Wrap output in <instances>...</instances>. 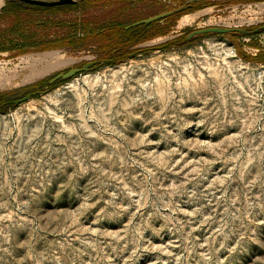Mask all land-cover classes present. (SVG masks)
Segmentation results:
<instances>
[{"label": "rangeland", "instance_id": "obj_1", "mask_svg": "<svg viewBox=\"0 0 264 264\" xmlns=\"http://www.w3.org/2000/svg\"><path fill=\"white\" fill-rule=\"evenodd\" d=\"M199 1L22 4L24 36L71 31L81 50L21 53V32L0 20V264H264V62L248 59L264 55V30L187 40L209 26H263L264 0H204L158 20L126 58L50 82L109 59L112 34L93 29ZM190 13L201 14L180 26ZM242 17L255 20L236 25ZM49 51L70 61L27 79Z\"/></svg>", "mask_w": 264, "mask_h": 264}, {"label": "trees", "instance_id": "obj_2", "mask_svg": "<svg viewBox=\"0 0 264 264\" xmlns=\"http://www.w3.org/2000/svg\"><path fill=\"white\" fill-rule=\"evenodd\" d=\"M21 1L18 0H9V2L6 4V6L3 7L4 15L0 16V20L7 19L8 21H11L14 25V28H12L11 33L19 34L21 32V24H27L29 20L26 18H23L24 11H28L27 9H24L22 4H26L28 6L32 4L28 3H21ZM129 0H82L81 7L85 10H92L95 7H105V6H111L116 8H126L128 5ZM209 3L207 1L201 0L197 3H194L190 7H193L194 9H202L206 6H208ZM43 9H49V10H56L58 7L56 6H40ZM30 12V11H29ZM118 12V9H113L108 13V16L115 17ZM115 19V18H114ZM141 19L134 20L139 21ZM116 21V22H115ZM113 21L112 25H115L114 28L117 29L118 36L117 39L114 37L113 42L115 44L120 45L119 53L126 54L129 52L128 46L130 45V41L135 39L136 34H141V41H145L147 39H150V33L149 30L153 27L154 24H156L158 21L152 22L150 24H141L137 27H133L129 30L126 29V26L129 24H123V22H120L119 20ZM115 22V23H114ZM132 22V23H133ZM131 24V23H130ZM84 28H87V24H83ZM113 27V26H112ZM166 31H160L156 32L154 35L155 37L166 35ZM153 35V37H154ZM25 41L22 44V48L20 49L21 53H25L28 50H50V49H56V48H64V47H70L74 50H81L85 47L84 40L85 37H81L79 35L73 34L71 31H69L66 34L60 35L56 37L55 39H42L41 41H36L33 34H30L28 36H24V34H20ZM114 44V45H115ZM173 45L172 42H167L165 44L160 45V48L168 49ZM115 47H112L111 51H113ZM0 51H5V49H1ZM241 53V52H240ZM242 54V53H241ZM249 60L253 61H261L264 62V55H257L255 57H248Z\"/></svg>", "mask_w": 264, "mask_h": 264}, {"label": "water", "instance_id": "obj_3", "mask_svg": "<svg viewBox=\"0 0 264 264\" xmlns=\"http://www.w3.org/2000/svg\"><path fill=\"white\" fill-rule=\"evenodd\" d=\"M18 1H22L28 4H32V5H39V6H56V5H71V4H75L76 0H51V1H45V0H18ZM190 6H184L181 7L177 10L174 11H167L158 15H154L152 17H148L145 19H141L139 21H136L128 26H126L127 29H129L132 26H139L141 24H150L152 22L164 19L168 16H171L173 14H177V13H181L187 9H189ZM260 30H264V26H261L253 31H250L248 29H241V28H231V27H220V26H209L206 28H200L197 30H194L190 35H188L187 40L191 39L193 36L195 35H202V34H210V33H217V34H225V33H243V34H250V33H256ZM136 55L135 53H132L130 56L134 57ZM112 60L111 59H96V60H91L87 63H85L82 67H74L66 72H62L57 74L56 76H54L50 82L54 83L57 80L61 79V78H71L77 74H80L83 71L92 69L98 65L101 64H109L111 63ZM38 93H41L40 91H36V92H32L29 93L28 95H26L23 98L11 101V103H21L24 102L25 100L29 99L32 95H36Z\"/></svg>", "mask_w": 264, "mask_h": 264}, {"label": "bare ground", "instance_id": "obj_4", "mask_svg": "<svg viewBox=\"0 0 264 264\" xmlns=\"http://www.w3.org/2000/svg\"><path fill=\"white\" fill-rule=\"evenodd\" d=\"M3 3H4V0H0V6H2ZM259 7H260L259 8L260 10L258 12H255V14H254L255 18L259 15L264 14V3H260ZM209 11L210 10H206V11H204V13H207ZM200 14L201 13H195V14L190 13L188 15L183 16L181 18V20L179 21L180 26H183V25L185 26L186 24H190ZM255 18L254 17H250V18L242 17V18H240V20H238L236 25H242V24H245L246 22L247 23H253ZM209 23H211V22H209ZM37 61L40 64H42V66L39 68L38 67H34V68L32 67L30 73L27 75V79L32 80V79H36L38 77L44 76V75L50 73L51 71L59 68L60 66L65 65L67 62L70 61V58L66 57V55L61 53L60 51H49V52H45L43 54H40ZM226 63L229 64V66H232L233 63L235 64V62L229 61L227 59H226ZM240 66L242 67V64L239 63V67ZM5 78H6V80L10 79V77H5ZM2 79L4 80V78H2Z\"/></svg>", "mask_w": 264, "mask_h": 264}, {"label": "flooded vegetation", "instance_id": "obj_5", "mask_svg": "<svg viewBox=\"0 0 264 264\" xmlns=\"http://www.w3.org/2000/svg\"><path fill=\"white\" fill-rule=\"evenodd\" d=\"M57 6H59V5H57ZM106 8H110V6L108 5V6H105ZM96 8V7H95ZM94 8V9H95ZM136 22V21H135ZM134 23V22H133ZM132 24V23H131ZM130 25V24H129ZM94 27H95V24L93 25ZM264 26V25H263ZM133 27H137V26H132V27H130L129 29H131V28H133ZM127 29V28H126ZM129 29H127V30H129ZM96 31V32H95ZM95 33H101V34H103V33H111L112 34V37L114 38H116L117 39V37H119L118 36V32H117V29L116 28H114V26L112 27H109V28H103V29H101V30H95V29H93V34H95ZM232 34H237V33H232ZM196 36H198V35H195V36H193L191 39H189L188 41H191V40H193ZM141 39V34L139 33V34H136V36H135V39H133V40H131L130 41V45L128 46V49L129 48H131V47H137V46H139L140 44H142V42L143 41H141L140 40ZM116 45V47H115V49L110 53V54H108V58L109 59H111L112 61H115V60H122V59H124V58H126L127 57V55H128V53H126V54H121V53H119V48L121 47L120 45H118V44H115ZM114 45V46H115ZM132 54V53H131Z\"/></svg>", "mask_w": 264, "mask_h": 264}, {"label": "built area", "instance_id": "obj_6", "mask_svg": "<svg viewBox=\"0 0 264 264\" xmlns=\"http://www.w3.org/2000/svg\"><path fill=\"white\" fill-rule=\"evenodd\" d=\"M234 57L237 56V54L235 53V50L233 51ZM260 88L262 90V92L264 93V85L261 83L260 84Z\"/></svg>", "mask_w": 264, "mask_h": 264}]
</instances>
